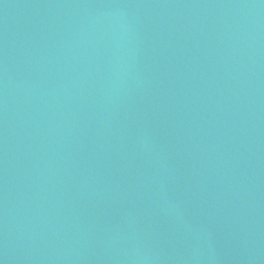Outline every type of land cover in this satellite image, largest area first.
Listing matches in <instances>:
<instances>
[{
    "label": "water",
    "instance_id": "water-1",
    "mask_svg": "<svg viewBox=\"0 0 264 264\" xmlns=\"http://www.w3.org/2000/svg\"><path fill=\"white\" fill-rule=\"evenodd\" d=\"M0 264H264V0H0Z\"/></svg>",
    "mask_w": 264,
    "mask_h": 264
}]
</instances>
